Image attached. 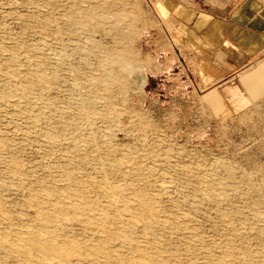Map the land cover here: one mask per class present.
I'll list each match as a JSON object with an SVG mask.
<instances>
[{"label": "rangeland", "instance_id": "1", "mask_svg": "<svg viewBox=\"0 0 264 264\" xmlns=\"http://www.w3.org/2000/svg\"><path fill=\"white\" fill-rule=\"evenodd\" d=\"M251 2L0 0V264H264Z\"/></svg>", "mask_w": 264, "mask_h": 264}, {"label": "crops", "instance_id": "2", "mask_svg": "<svg viewBox=\"0 0 264 264\" xmlns=\"http://www.w3.org/2000/svg\"><path fill=\"white\" fill-rule=\"evenodd\" d=\"M252 1L233 19H224L227 29L220 44L230 43L235 49L254 57L264 50V0ZM211 24L216 26L215 21Z\"/></svg>", "mask_w": 264, "mask_h": 264}, {"label": "bare ground", "instance_id": "3", "mask_svg": "<svg viewBox=\"0 0 264 264\" xmlns=\"http://www.w3.org/2000/svg\"><path fill=\"white\" fill-rule=\"evenodd\" d=\"M120 238V237H119ZM44 255V254H43Z\"/></svg>", "mask_w": 264, "mask_h": 264}]
</instances>
